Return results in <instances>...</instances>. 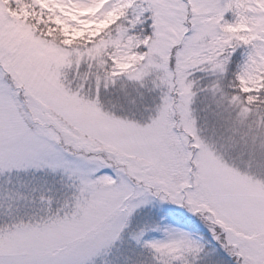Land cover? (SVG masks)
<instances>
[{"label": "snow or ice", "instance_id": "6c2138e0", "mask_svg": "<svg viewBox=\"0 0 264 264\" xmlns=\"http://www.w3.org/2000/svg\"><path fill=\"white\" fill-rule=\"evenodd\" d=\"M0 264H264V0H0Z\"/></svg>", "mask_w": 264, "mask_h": 264}]
</instances>
